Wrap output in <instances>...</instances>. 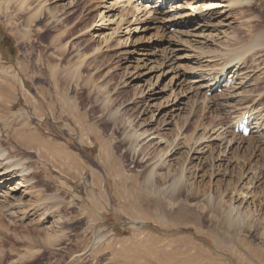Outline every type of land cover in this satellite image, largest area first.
<instances>
[{"label":"rangeland","instance_id":"1","mask_svg":"<svg viewBox=\"0 0 264 264\" xmlns=\"http://www.w3.org/2000/svg\"><path fill=\"white\" fill-rule=\"evenodd\" d=\"M190 1L203 0H185ZM250 1L232 9L218 8L231 24L228 36L219 40L237 46L260 37L259 50L255 47L246 60L257 88L247 82L238 91L249 88L247 92L257 89L263 94L247 98L239 109L216 112L219 104L233 100L218 101L229 98L223 96L224 89L211 94L201 89L196 95L195 84L186 75L200 72L199 68L216 71L222 60L205 62L204 54L213 58L211 52L221 47L191 45L186 36L174 34L173 26L164 30L163 17L154 13L150 17H157L151 24V19L137 22L134 15H123L128 9L123 0L116 4L115 0H27V4L0 0V40L5 42H0V68L9 69L18 79L15 96L0 101V151L7 154L0 157V173H4L0 181L11 173L7 171L12 167L5 169L8 163L18 161L27 167L17 173L21 176L0 185V264H243L237 259L242 257L264 264V226L256 225L257 219L264 218L258 202L264 180L255 188L248 184L254 169L264 170V136L244 141L235 137L227 149L228 163L220 166L218 174L211 165L222 146L218 140L205 148L201 160H183L186 137L207 131L212 117L223 118V127L229 129L226 138L231 139L233 120L249 108L264 109V0ZM177 39L191 51L185 49L179 54L183 57L165 63L162 46ZM133 44L151 46L152 62H138L139 69H134L138 56L131 53ZM199 53L205 57L196 56ZM68 73L70 78L65 80ZM149 84L162 91L158 100H149L145 90ZM203 92L212 101L207 119L200 124ZM186 123V131L178 128ZM20 128L60 147V155L38 144L23 147L17 141ZM143 130L147 132L141 134ZM149 132L160 136L152 140ZM175 136L182 145L161 168L159 162L168 155L160 157L165 139L171 142ZM150 140L156 148L153 159L145 161L146 155L141 154L142 163L136 164L133 156ZM109 160L114 174L105 167ZM199 161L206 162L202 170ZM186 166L190 180L179 190L171 175ZM165 173L171 177L156 181L158 174ZM23 178L29 180L27 186L14 190ZM231 182L243 187V194L251 190L256 201L249 194L246 203L234 201L233 186L228 187ZM193 187L197 192L191 196ZM247 211H254V216H244ZM225 215L231 225L222 222ZM48 232L53 238L45 240Z\"/></svg>","mask_w":264,"mask_h":264},{"label":"bare ground","instance_id":"2","mask_svg":"<svg viewBox=\"0 0 264 264\" xmlns=\"http://www.w3.org/2000/svg\"><path fill=\"white\" fill-rule=\"evenodd\" d=\"M22 4H27L30 0H28V2H26L27 0H19ZM45 1V0H42V2ZM115 4L117 3V0H115ZM122 1V0H121ZM125 4H127L128 6V9L126 10V14H123V15H127V14H132L134 15L136 18L135 20L137 22H141V20H148V19H151V20H148L150 22V24L153 22V20L157 17V16H160V17H163L162 18V27L164 28V30H168V26H173L175 28L174 30V34H178V35H184L186 36V38L188 39V41L191 43V45H204L206 46L207 43H211L213 45H216V46H219L221 47V50L220 51H215V52H211V56L213 58H211L209 55H207L206 53L204 55L208 56L207 58L204 59L205 62H212L214 60H222V63H220V67L217 68L216 70L217 71H214L213 73H211L210 71L212 70H203V68H199V71H192V73L188 75H186V79L188 78H191L190 79V82H193L195 85L193 88H195L197 90L196 92V95H198L199 93L201 94V89H205L206 87V92L207 90H209L211 84H212V81H214L216 78H218L220 76V74L224 71V70H228V77L227 78H231V79H239V82H234L233 85H230L229 87L227 88H224V97L227 95L229 96V98H219L218 101L220 100V102H225L226 99H229L230 101H232V103L230 104H226V103H222V104H219V109H215L216 112L217 111H220L221 108H225L224 110L226 109H229L231 108L232 110L237 107V109H239L240 106H242L243 104H245L247 101V98H252V97H255L256 95L259 97V96H262L261 94L263 90H250L249 92L247 88V91L246 89L244 90L245 92H242V91H238L239 88L243 87L247 82H248V85L249 86H253L256 84V81L255 83L253 84L251 79H252V73L249 74L252 70L251 68L247 71V69L249 68H246V60H247V57L250 58L252 57V53L253 51L255 50V47H256V50H259V47H257L259 44L258 42L261 41L260 37H258L254 43H249V44H240V45H237V46H228V45H223L221 43V41L219 40L220 38H223L224 36L227 35V29L228 27H231V24L230 22H225L227 20L226 17H221L223 14H224V11H220L218 10V8L220 7H230L231 9L234 8V7H237L242 4L244 5H248L251 3L250 0H203L202 2H199V1H190L189 3H186L185 0H182V1H178L176 3H173L172 5V1L173 0H165L166 2L168 3H171L170 6H172L171 8L167 9V10H162V8H156L157 6H154L158 3L161 2V0H157L156 4L152 5L150 4L149 2H146L144 0V2L142 0H140V2H138L139 0H135L136 2H132L131 0H123ZM150 1V0H149ZM26 2V3H25ZM47 2V1H46ZM45 3V2H44ZM43 3V4H44ZM119 3V2H118ZM20 4V3H19ZM164 4V3H163ZM70 5V4H69ZM28 6V5H27ZM26 6V7H27ZM40 6V5H39ZM154 6V8H152ZM29 7V6H28ZM228 9V8H227ZM226 9V10H227ZM125 13V11H124ZM142 13V14H141ZM154 13V15H157L156 17L153 15L152 17L151 14ZM122 14V13H121ZM144 16L143 19H141L142 17L140 15ZM160 14V15H159ZM99 15V14H98ZM102 15V13H101ZM122 15V17H124ZM141 17V18H140ZM30 18L31 17H28L27 20L28 22L30 21ZM159 18V17H158ZM157 18V19H158ZM241 18V17H240ZM101 19L103 20V15L101 17ZM124 18H122L123 20ZM241 21V20H240ZM244 21V20H243ZM251 21V20H250ZM121 22V19L120 21ZM129 22V20L125 21V23ZM158 22V21H157ZM241 23V22H240ZM98 24V23H97ZM243 24V23H242ZM249 24V23H248ZM129 25V24H128ZM167 26V27H166ZM150 26H146L144 27L143 29H147L149 28ZM152 27V26H151ZM159 27V26H158ZM118 28H121V26H119ZM173 28V29H174ZM151 29V28H150ZM158 30V29H157ZM160 30V29H159ZM217 30V31H215ZM120 31V29H119ZM155 32V31H154ZM110 33V32H109ZM159 33V32H158ZM165 33V32H163ZM246 33V32H245ZM98 34V33H97ZM174 35V36H175ZM253 35V34H252ZM257 35V34H255ZM228 36V35H227ZM231 36V35H230ZM102 38V37H101ZM169 38V37H168ZM214 38V39H213ZM236 38V37H235ZM224 39V38H223ZM230 39V37H229ZM244 39V38H243ZM105 40V39H104ZM178 41L176 42H169L168 46H162V51H163V58H164V62H170V61H173V60H177V58H181L183 56L179 55L181 51H184L185 49L187 51H191L189 48H183L181 47L182 45V41H179V39H177ZM225 41V40H224ZM228 41V40H227ZM245 41V40H244ZM133 42V41H132ZM135 42V41H134ZM136 43V42H135ZM138 43V42H137ZM228 43V42H226ZM230 43V42H229ZM260 43V42H259ZM124 44V43H123ZM218 44V45H217ZM126 45V44H125ZM152 45V44H151ZM165 45V44H164ZM180 45V46H179ZM188 45V44H187ZM231 45V44H229ZM204 46V47H205ZM125 47V46H124ZM155 47V46H154ZM168 49H167V48ZM187 47V46H185ZM191 47V46H190ZM156 48V47H155ZM210 48V47H209ZM217 48V47H216ZM158 49V48H157ZM206 51L208 48H205ZM153 50L151 48V46H143L141 44L138 45V44H133L132 45V51L131 53H133L134 55H137L138 57L135 58V65H133V68L136 69L139 67L138 62H140L141 65H144V64H149L150 62H152V58L153 56L155 57V55H153L152 51ZM156 51V50H155ZM195 51V50H194ZM211 51V50H210ZM197 52V51H196ZM199 52V51H198ZM94 53V52H93ZM158 53V52H157ZM255 53V52H254ZM183 54V53H182ZM214 54V56H213ZM159 55V54H158ZM186 55V54H185ZM189 55V54H188ZM192 55V54H191ZM203 55V53H199L198 55L196 54V56L200 57ZM202 56L205 57V56ZM179 56V57H178ZM162 58V56H160ZM187 57V56H186ZM188 58H193V57H188ZM156 60V59H155ZM191 60V59H190ZM84 61V60H83ZM195 64H198L199 62L195 59ZM50 62V61H49ZM159 62V61H158ZM175 62V61H174ZM179 62V61H178ZM51 63V62H50ZM172 63V62H171ZM133 64V63H132ZM161 64V63H160ZM50 65V64H49ZM52 65V64H51ZM140 65V66H141ZM82 67V66H81ZM131 67V66H129ZM152 66H150L151 68ZM156 67V66H154ZM49 68V67H48ZM145 68V67H144ZM149 68V69H150ZM158 68V67H157ZM176 68V67H175ZM174 68V69H175ZM54 69V68H53ZM56 69V68H55ZM139 69V68H138ZM148 69V70H149ZM172 69V68H171ZM77 70V69H76ZM76 70H74V72L76 73ZM147 70V71H148ZM151 70V69H150ZM215 70V69H214ZM79 70H77L78 72ZM161 71V70H160ZM159 71V72H160ZM49 72V71H48ZM151 72V71H150ZM53 73V72H52ZM59 73V72H58ZM148 72H143L141 73V75H144V74H147ZM158 73V72H157ZM162 73V72H161ZM166 73V72H165ZM256 73V72H255ZM211 74H214L212 79H210V83L207 82V84H203L201 82H204ZM17 75V74H16ZM15 74H12L11 71L7 68H0V101H5V100H9L11 98H13L16 94V92L18 91L17 87H18V79L16 77ZM42 75V74H41ZM53 75V74H52ZM69 76V73L68 74H65V77L64 79L67 80ZM74 77V75H72ZM256 77H254V80L255 78H257V75H255ZM54 77V76H53ZM68 77V78H67ZM151 77V76H150ZM158 77V76H157ZM156 77V78H157ZM260 78V77H259ZM258 78V79H259ZM73 79V78H72ZM155 79V78H154ZM237 79V81H238ZM261 79V78H260ZM144 80V78H143ZM253 80V81H254ZM257 80V79H256ZM53 81V80H52ZM58 80H56L57 82ZM185 81V80H184ZM183 82V81H182ZM188 82V81H186ZM189 82V83H190ZM55 83V82H54ZM52 83V84H54ZM184 83V82H183ZM226 83H227V79H226ZM57 84H54L53 87H56ZM147 85V84H146ZM192 85V84H191ZM208 85V86H206ZM257 85V84H256ZM255 85V87L257 88V86ZM181 86V85H180ZM185 86V85H184ZM50 87V86H49ZM146 87V86H145ZM191 87V86H189ZM57 88V87H56ZM156 86H154V84H152L150 86H147L145 88L146 90V93L149 94V97H151V99L149 100H158L159 97L157 96L158 94H161L162 91L160 89L156 90ZM254 88V87H253ZM242 89V88H241ZM46 92L49 91L48 89H45ZM53 90V89H52ZM64 91L62 93L65 94V89H63ZM240 90V89H239ZM243 90V89H242ZM44 91V90H42ZM56 91V90H55ZM62 96V95H61ZM226 96V97H227ZM218 97V96H217ZM233 99H232V98ZM202 103H203V111L202 112L203 114L199 115L200 119L198 122H200V124H203L204 121L207 119V115L205 116L206 112H208V105H210L209 103H211L212 101V98H207L206 96V93L203 92L202 94ZM64 100V99H63ZM49 101V100H48ZM48 101H47V104H48ZM51 101V100H50ZM217 101V100H216ZM55 102V101H54ZM159 102V101H157ZM156 102V103H157ZM213 103V102H212ZM0 104H3V103H0ZM49 105L52 106V103L49 102ZM63 108V107H62ZM217 108V107H216ZM256 108V107H255ZM51 109V108H50ZM66 109V108H65ZM67 110V109H66ZM210 110V109H209ZM223 110V109H222ZM221 110V111H222ZM246 110V109H245ZM264 111V109H262ZM248 113L245 114V115H242L240 116L238 119H236L235 121L237 120H242L244 117H247V124H250V128H251V131L249 132V136H247L248 138H253L254 136L256 138H263L264 136V112L263 111H259L257 112L256 110H254L253 108H249L248 110H246ZM229 113V112H228ZM221 114V113H220ZM167 117V116H166ZM165 117V118H166ZM218 117V118H217ZM211 121V127L205 132H201L200 135H197V134H193L191 132V135L186 137V139L184 140V147L186 148V151H185V156L183 157L184 161L187 160L189 163L191 161H195V160H201L199 159L200 158V155L206 150L205 148H209V146L212 144L211 142H216L215 140H218L220 143H221V147H219L220 150H218V155L216 158H214L212 160L213 164L211 163L212 167L215 169H220V166L224 164V162L228 163V157H227V154H228V150L227 149H230V144L233 145V143L235 142L234 138L235 137H240L241 140L244 139L245 137L243 135H240V134H236L234 132V129L232 127V131H231V139H227L226 136L228 135L227 133L229 132V129L227 130V127L224 128L223 126L225 125V123L223 122V118L219 117V115L217 116H214L210 119ZM168 122H165V125L168 124ZM219 123V124H218ZM210 124V123H209ZM188 126V123H186L185 125L182 124V125H179L178 128H181L183 131H186L187 130V127ZM187 127V128H186ZM208 127V126H207ZM186 128V129H185ZM190 128V127H189ZM149 129V128H147ZM20 135L17 139V141L23 146V147H26L27 149L32 146V145H35V144H38L40 145L42 148L44 147V149H48L47 151L49 150H52V151H55L59 154L58 151H61L60 150V147H57L56 145H53V144H50L48 143L47 141H41L37 136L35 135H29L30 133H28L24 128H20ZM135 132V131H134ZM147 131L143 130L141 132V134H144L146 133ZM130 134V133H129ZM151 136V139L153 140L154 138H158L160 135H157V133H154V132H149L147 134V136ZM139 136V135H137ZM128 137V136H127ZM129 137H132L134 139H136L134 137V135H130ZM177 136L174 137V140L169 142V139H165V141L167 142V145L166 147L164 148L163 150V153L161 154L160 157H163L164 154H165V158L162 159L159 165V167L163 166L162 164L165 163L166 161V158H169L171 159V156H173L174 154H176L178 152V150L180 149V145H182L180 143V140L176 139ZM130 139V138H129ZM143 139V138H142ZM163 139V138H162ZM238 140V139H237ZM263 140V139H262ZM261 140V141H262ZM129 141V140H128ZM136 141V140H135ZM244 141V140H242ZM152 142L153 141H148L146 144L143 145V147L141 148V150L137 153L136 156H133L135 157L134 160L136 162V164H139L142 163V161H140L138 159V156L139 155H146V158H144L145 161H150L151 159H153V155L154 153H156V148H154L152 145ZM165 142V143H166ZM259 142V141H258ZM130 143V142H129ZM36 146V145H35ZM39 146V147H40ZM56 146V148H55ZM218 146H220V144H218ZM55 148V149H54ZM214 147H212L213 149ZM43 149V150H44ZM45 149V150H46ZM54 149V150H53ZM57 149V150H56ZM134 149V148H133ZM236 149H239V147H236ZM36 150V149H35ZM38 151V149H37ZM50 152V151H49ZM184 152V151H183ZM43 153V152H42ZM57 153H54L57 155ZM50 154V153H49ZM183 154V153H182ZM4 155H7L6 152H2L0 151V157L2 158ZM41 154L38 153V156H40ZM60 155V154H59ZM65 155V154H64ZM107 155V154H106ZM43 156V154L41 155ZM67 156H70L69 153H67ZM45 157V156H44ZM58 157V156H57ZM55 156V158H57ZM264 158V157H263ZM2 161V160H1ZM47 161V160H46ZM186 161V162H187ZM49 162V161H48ZM107 162V161H106ZM134 162V161H133ZM217 162V164L214 165V163ZM2 163V162H1ZM202 163L201 161H199V164ZM206 163V162H205ZM205 163H202V164H198V167L200 170H202L204 168V166L206 165ZM9 165H6L5 169L8 168V167H12L10 171H7V172H11L9 174V176L7 177H4L1 179L0 181V185L3 184L4 182H7V180H9V178H13L15 175H17L18 172H22L24 170L27 169V167L18 162V161H13L11 163H8ZM182 164V162H181ZM180 164V165H181ZM19 166V167H17ZM55 166V165H54ZM53 166V167H54ZM113 164H112V161H108L107 163V166L106 169L108 171H110L112 174L115 173V170H113ZM183 166V164H182ZM189 166V165H188ZM158 167V168H159ZM45 168V167H44ZM47 169V168H45ZM162 168V167H161ZM164 168V166H163ZM180 168V167H179ZM49 169V168H48ZM181 169V168H180ZM9 170V169H8ZM187 170H189V167H182L181 170H176L175 174L171 175L172 178V184L173 186H177L178 184V188L179 190H181L182 188L185 187V185L187 186V183L188 181L190 180V177H189V174H187ZM215 170V171H217ZM179 171V173L177 172ZM184 173H183V172ZM190 171V170H189ZM214 171V172H215ZM264 171V170H263ZM261 169H254L252 172H251V175L248 176L249 178V183L251 185V187L255 188V184L258 183H263V180H264V174L262 173L263 172ZM219 170L217 171V174H218ZM189 173V172H188ZM2 173H0V176H3L4 173L1 175ZM76 174V173H75ZM154 174H157L156 172ZM250 174V173H248ZM241 175L244 179L247 177V176H244L245 174L241 173L239 174ZM17 176H21V175H17ZM171 176L167 175L166 173L163 175V174H158L155 178L156 181H162V180H167L169 179ZM15 178V177H14ZM5 179V180H4ZM151 179H152V176H151ZM150 179V176H149V179L148 180H151ZM21 181H18L16 183V186H15V189L14 190H19L20 187H24V186H27V184L29 183V180L28 179H20ZM184 180V181H183ZM262 180V182H261ZM184 183H183V182ZM182 182V183H181ZM181 183V184H180ZM32 183L29 185L31 186ZM232 187L231 189L234 191L235 193V196L233 197V200L235 201H239L241 200L242 203H246L247 200H246V197L247 195L249 194L253 200L257 199L254 197V195L252 194V191L249 190L247 193L243 194V191L244 188L243 187H240V185L237 186V184L235 183H229L228 184V187ZM257 186V185H256ZM189 195L193 196L195 195V193L197 192V189L195 187H193V189H190L189 190ZM3 196V195H2ZM237 196H240L238 199ZM243 196V197H242ZM237 198V199H236ZM50 200V199H49ZM256 201V200H255ZM259 202V205L261 207L264 208V193L263 195L261 196V200L258 201ZM244 216L246 217H249V216H254V211H247L244 213ZM224 219L225 220H222L223 223L227 222L229 225H231L230 223V217L228 215H225L224 216ZM227 220V221H226ZM264 218L261 220V219H257L256 221V225L258 227H263L264 224ZM248 222H243V224H247ZM255 230V228H254ZM37 231V230H35ZM40 231V230H38ZM52 231V230H51ZM50 231V232H51ZM56 231V229H55ZM58 231V230H57ZM62 231V229H61ZM42 232V231H41ZM47 232V231H46ZM50 232H48L49 234L46 236L45 234L47 233H44V235L46 236L45 240H49L52 235L50 234ZM60 232V231H59ZM58 232V233H59ZM32 233H33V230H32ZM39 233V232H37ZM61 233V232H60ZM57 234V233H56ZM54 236V235H53ZM59 237V236H58ZM27 238V237H26ZM33 238V237H32ZM53 238V237H52ZM36 239V238H35ZM54 239H57L56 237H54ZM2 240V239H1ZM42 240V239H41ZM40 240V241H41ZM52 240V239H51ZM34 241V240H33ZM51 247V246H50ZM139 251V250H138ZM26 252V251H25ZM28 253V252H27ZM36 253V252H35ZM140 253V251H139ZM0 254H2V250H0ZM1 255H0V260H1ZM31 257H34V255L32 256H28V257H22L20 258V261H22L23 259L25 260H29ZM112 258V257H111ZM239 259V261H241V263L243 264H252L250 263V260L247 259V258H237ZM128 261V260H127ZM130 262V261H129Z\"/></svg>","mask_w":264,"mask_h":264},{"label":"flooded vegetation","instance_id":"3","mask_svg":"<svg viewBox=\"0 0 264 264\" xmlns=\"http://www.w3.org/2000/svg\"><path fill=\"white\" fill-rule=\"evenodd\" d=\"M3 37H1V39H2ZM0 42H2V43H5L3 40H0Z\"/></svg>","mask_w":264,"mask_h":264}]
</instances>
